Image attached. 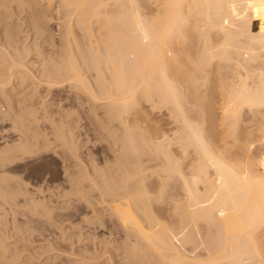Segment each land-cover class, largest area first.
<instances>
[{
    "label": "bare ground",
    "instance_id": "6f19581e",
    "mask_svg": "<svg viewBox=\"0 0 264 264\" xmlns=\"http://www.w3.org/2000/svg\"><path fill=\"white\" fill-rule=\"evenodd\" d=\"M28 2L0 0V34L8 40L6 20L21 15ZM61 5L57 58L38 50L32 57L33 48L10 47L0 38V117L37 136L44 133L41 119L50 123L43 140L63 149L73 168L66 172L74 173V191L65 193L95 214L84 192H98L124 234L126 264H264V0ZM38 6L33 12L41 14ZM33 84L87 96L95 128L113 151L111 167L99 168L91 154L81 157L84 141L60 100L38 104L37 114L42 94L29 90ZM56 106L58 120L50 114ZM164 110L170 120L154 115ZM17 139L0 149V208L9 205L15 213L21 197L23 206L31 197L4 168L33 153L29 140ZM39 204L34 208L41 210Z\"/></svg>",
    "mask_w": 264,
    "mask_h": 264
},
{
    "label": "rangeland",
    "instance_id": "374dc122",
    "mask_svg": "<svg viewBox=\"0 0 264 264\" xmlns=\"http://www.w3.org/2000/svg\"><path fill=\"white\" fill-rule=\"evenodd\" d=\"M36 1L40 5L38 6V9H41L44 13L40 12L41 14H39L38 12L37 13L35 11L33 12V7L35 3H37ZM53 1L49 3L47 0L46 1L29 0L28 3L31 4L27 5L26 7L27 10L25 9L26 11L24 10L23 11L24 13L22 12L21 15L15 17V19L14 18L11 19L12 22L10 21V19L6 20L8 23H10L8 31L9 32L11 31L9 33L11 34V37L10 40H8L7 39L8 37L6 36V34L8 33L3 32L4 35L3 33H1L0 38L1 41L3 40L2 41L3 44L7 43L8 46L10 47L12 44L17 47L21 45L19 46V48L21 47L26 48L27 50L30 51L33 48L32 51L34 52H31L32 57L33 55L35 57V55L38 54V52H40L42 56H44L43 55L44 52L45 56L47 57L57 58L59 53L58 51H60L61 48V46H59L61 45L60 41L62 42V40H60L62 38L59 31L60 30L59 25L62 22V20L60 19L63 18L64 16V9L62 8L61 0L59 1L53 0ZM44 2H48V3L44 4ZM57 3L59 6L57 5ZM49 4L51 5L49 6ZM59 9L61 11H59ZM31 13H35L37 16L36 19L39 20L37 21L36 19L34 21L31 20L32 19ZM42 13L46 15L42 16L43 15ZM58 14L60 15L62 14L63 16L62 15L60 16ZM20 16L23 17L20 18ZM14 20H16L17 22H15ZM12 23L14 24V26H12L13 25ZM22 23L25 25L23 26ZM3 30L5 29L0 28V31ZM77 36L78 39H80L81 41L83 40L82 33L79 30L77 31ZM34 46H36V48ZM44 49L46 50L44 51ZM53 53L54 56H52ZM32 86H34V84L29 86L31 87L30 89L29 87L27 86L26 87L29 90H33L32 92H36L35 89L39 88L37 90L42 94V97L39 98L38 101L36 100L37 102L35 104L37 105V107L34 106V108L39 110L37 111L38 112L37 114H39V116L41 117L42 114L41 107L43 106V104H50L52 100L53 101L60 100V104L62 107H65L66 109H68V111L71 110L70 111L71 113L69 112L71 114L70 116L71 118H69L68 123L70 125L73 124L72 126L74 128L73 127L71 128L75 130L74 133L77 132V134L81 136L80 138L81 141L80 140L79 141L81 143L84 141L85 144L84 148L82 147V149L79 150L81 157L83 158L84 156H86V154H91V158L96 161V164L98 165L99 168L101 167V169L103 168L107 169L111 167L110 162H108L111 161V159L108 158H112L111 156H114L112 153L113 151L109 150L110 149L109 143L103 140L104 136L100 134L97 128H95L96 125L91 117V112L88 111L91 109L93 105L87 99V96H85L86 97L85 98L84 95L82 96L81 94L75 93L70 89L68 90L64 89L62 91L59 90V92H57L58 90L51 92L49 91L50 92L49 93L48 90H45V88L38 87L35 85L34 86L35 89H34ZM34 102L35 101L33 100L32 103L34 104ZM33 104H31V102L28 103L27 101L24 103V106H28V108L30 106L31 108ZM38 104L41 105V107ZM57 108L58 107L56 106L50 109V111H52L50 114L54 112L53 119L55 118V120L56 119L58 120L57 113L55 115V111L56 112L58 111ZM165 112L166 110H164L163 112H159V111L154 112V115L159 117L163 116L165 119H169L166 115H164ZM99 113L102 114V110L99 109ZM0 118H1L0 119V149L1 150H4L6 146L9 147L13 145L16 142V140L18 141L17 139L18 136H19V140L21 139L29 140L31 144L35 143L33 144V146L31 144L29 145V147L31 146L33 148L32 151V148L30 147L31 151L33 153L35 152L34 154L33 153L31 154L30 152L24 154L23 156H21L24 157V159L16 158L17 160L15 161H11V162L9 161L6 164L8 169L6 166L4 168L6 169L5 172H9L6 174L7 175L10 174L7 177L11 178L12 181L11 183L14 186L19 183L22 184L21 186L28 191L27 200L30 196L32 198V201H30L31 198H29L30 199L28 200L29 202L26 201V204H24L23 206L24 198L21 197L19 202H21V200H23V202H21L22 204H20L19 206V210H18L19 213H15L9 205H4L2 208H0V230H1L0 241H2L4 238L2 242V246L5 248L7 252L6 253L3 248H0V264H15V263L16 264H23V263L24 264L26 263L27 264H113V263L124 264L125 262L128 263L129 260L127 259V255H125L127 254L126 251L128 248L126 249L127 244L122 229L119 226V222L117 221V218L114 217V214L109 210L108 206L102 203L101 200L99 199L98 192L96 191L84 192L85 195L87 194L86 196H88L89 201L91 200L90 201L91 204L92 203L94 204L92 205L97 210L95 214H93L91 212V209H89L84 204L85 202H83V200H79V198L76 195L73 194H69V196L67 195L69 193L67 191L69 190L72 192L74 191V188L72 187L71 184V177L74 176V175L72 176V174L74 173H72L71 171L66 172V170L71 166H67L69 164H67L68 162H66L67 160L65 159L66 157L65 151H63V149H61L60 147H56V143L54 144L50 143L51 146H49L45 142L46 140V138H44L45 129L46 127L49 128L51 127L50 123L47 122L46 120H45L46 123H43L45 121L44 119H41L40 128L38 130H40L41 132L42 129H44L43 130L44 133L42 132L40 134L43 135L39 134L37 136L36 130L31 131L29 130L30 129L29 127L28 129L27 126H25L24 124L22 125L20 122H17L18 123L17 126V123H14V121H10L9 118L6 119L3 118V115H1ZM42 124L43 125L46 124V125L42 126ZM19 126L21 127L20 129L18 128ZM75 126L76 127L78 126V128L76 129ZM22 128L25 130L26 133H24V130H22ZM17 129L19 131H17ZM28 132L30 134L33 132L32 134L35 135H30V136L36 139H29L31 137L29 136ZM23 136H25V138ZM257 136L258 134L256 132L254 134V137ZM51 137L53 138V136H50L49 139H52ZM53 141L54 140H52V142ZM43 143L45 144L43 145ZM41 144L45 148L47 146V149H43ZM84 144L82 143V145ZM3 147L4 149H2ZM39 148L43 150L39 151L38 150ZM109 153H111V155ZM70 169L73 170V168ZM13 177L14 179H12ZM39 202L41 205L39 204ZM64 202L66 204L67 203L70 204L67 205L66 207L65 206L66 204ZM34 203L36 205L39 204L40 205L39 207L41 208L42 211L40 209L38 210V206L36 208V205H35L36 208L35 209L33 205ZM63 205L65 206V208ZM1 235H3L2 239H1L2 237ZM2 258L4 259L2 260ZM94 258L97 260H95ZM110 258H112L113 263H110L109 260Z\"/></svg>",
    "mask_w": 264,
    "mask_h": 264
}]
</instances>
